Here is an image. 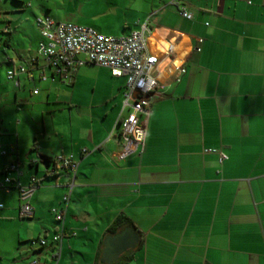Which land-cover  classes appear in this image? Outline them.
<instances>
[{
  "label": "crops",
  "instance_id": "crops-1",
  "mask_svg": "<svg viewBox=\"0 0 264 264\" xmlns=\"http://www.w3.org/2000/svg\"><path fill=\"white\" fill-rule=\"evenodd\" d=\"M171 7L186 24L154 4L133 27L73 23L111 37L144 23L151 28L148 51L158 58L159 88L144 152L124 160L117 158L116 124L127 115L126 79L90 64L57 75L37 59L35 23V44L17 52L18 34L11 25L2 28L0 182L8 165L19 173L8 174V193L0 190V264H105L106 238L128 228L107 233L121 216L139 242L109 264H264V0H173ZM181 8L191 20L179 15ZM20 66L27 72L8 80L7 72ZM27 85L30 98L22 92ZM61 102L65 120L50 119L48 111L37 125L38 112L23 111ZM59 155L79 163L73 181L55 167ZM32 182L33 216L24 219L16 186ZM55 209L64 212L66 237L53 262L52 248L30 244L50 243L60 230Z\"/></svg>",
  "mask_w": 264,
  "mask_h": 264
},
{
  "label": "built area",
  "instance_id": "built-area-1",
  "mask_svg": "<svg viewBox=\"0 0 264 264\" xmlns=\"http://www.w3.org/2000/svg\"><path fill=\"white\" fill-rule=\"evenodd\" d=\"M179 15L186 20H191L192 15L184 8L179 10ZM35 25L40 35V42L36 50L37 59H42L45 65L57 75L71 76L78 67L86 64L108 69L114 78H125L126 85L123 92V110H127L124 119L118 120V139L120 152L119 160H124L133 155L144 152L147 124L151 112V104L157 94L158 84V58L148 51V38L151 28L144 23L138 29L122 37L105 36L90 27L79 26L69 22H55L49 17L36 18ZM81 57L83 59H81ZM27 70L24 66L7 72V79L14 80L17 74H24ZM42 80H46L42 77ZM37 92L34 91V94ZM9 151H1L5 156ZM85 152V151H84ZM206 152H211L206 151ZM226 156L219 154V162L222 164ZM57 170H62L75 178L79 163L73 155H59L53 160ZM18 172L14 165L5 167L3 181L0 182V190L8 193L11 179L9 173ZM19 173V172H18ZM28 186L17 184L19 192L21 218L29 219L33 216L30 205L31 196L36 189L35 182ZM69 195L64 196L66 203ZM4 204L0 202V211ZM55 222L61 226L48 243L45 239H37L31 242L35 248H52V260L58 261L59 246L66 234L62 228L64 212L61 209L52 211ZM32 264H37L33 261Z\"/></svg>",
  "mask_w": 264,
  "mask_h": 264
},
{
  "label": "rangeland",
  "instance_id": "rangeland-1",
  "mask_svg": "<svg viewBox=\"0 0 264 264\" xmlns=\"http://www.w3.org/2000/svg\"><path fill=\"white\" fill-rule=\"evenodd\" d=\"M172 2L173 0H0V39L6 37V35L2 34V28L5 25H11V32H16L19 37L13 44V51L28 49L29 46L35 44L33 24L36 18L45 16H49L55 21L79 23L87 26L93 23L97 26L105 23H125V26L133 27L137 20L144 21L147 19L150 6L153 4L159 8L161 7L162 10H164V7L171 8L175 13L173 15L175 23L182 25L185 22L186 24V21L178 16L176 8L171 7ZM107 34L124 35L122 31L118 35L111 31ZM3 73V77H5V70ZM10 88V99L13 100L12 91L15 89L12 85ZM42 88L43 86H40V89ZM32 90L33 86L27 85L26 91L22 92L25 97L30 98L29 92ZM40 95H42V92ZM58 99H62L61 96ZM23 111L30 117L33 111L38 112V114L34 115L37 125L41 122L39 113H44L47 118L45 113L52 111L54 114L50 116V119H56V121H59V119L65 120L68 116V109L62 102L59 104H47V106L42 104V106L34 109L24 107Z\"/></svg>",
  "mask_w": 264,
  "mask_h": 264
},
{
  "label": "water",
  "instance_id": "water-1",
  "mask_svg": "<svg viewBox=\"0 0 264 264\" xmlns=\"http://www.w3.org/2000/svg\"><path fill=\"white\" fill-rule=\"evenodd\" d=\"M139 237L131 228L123 230L116 236L106 238L103 250L102 263H112L119 259L124 253L134 250Z\"/></svg>",
  "mask_w": 264,
  "mask_h": 264
},
{
  "label": "trees",
  "instance_id": "trees-1",
  "mask_svg": "<svg viewBox=\"0 0 264 264\" xmlns=\"http://www.w3.org/2000/svg\"><path fill=\"white\" fill-rule=\"evenodd\" d=\"M42 159L47 165H50L51 160L48 157H42ZM130 226H132L130 221L127 218L121 216L115 220V222L109 228L107 233L110 235H115L117 232H120L121 230L125 229L126 227L129 228Z\"/></svg>",
  "mask_w": 264,
  "mask_h": 264
}]
</instances>
